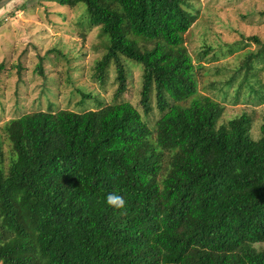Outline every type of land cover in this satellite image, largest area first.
<instances>
[{"label":"trees","instance_id":"16d2710c","mask_svg":"<svg viewBox=\"0 0 264 264\" xmlns=\"http://www.w3.org/2000/svg\"><path fill=\"white\" fill-rule=\"evenodd\" d=\"M57 1L83 2L109 36L100 70L118 54L141 65L142 113L155 118L121 98L8 119L0 263L264 264L253 246L264 242V122L259 139L247 113L216 126L223 107L198 94L184 41L196 15L179 0ZM113 192L123 209L106 203Z\"/></svg>","mask_w":264,"mask_h":264},{"label":"rangeland","instance_id":"374dc122","mask_svg":"<svg viewBox=\"0 0 264 264\" xmlns=\"http://www.w3.org/2000/svg\"><path fill=\"white\" fill-rule=\"evenodd\" d=\"M179 3L197 17L184 41L198 94L223 107L216 126L247 113L249 136L261 138L264 0ZM109 44V36L89 24L83 2L69 7L57 0H13L0 10V143L5 167L13 152L4 125L22 113L49 107L78 112L97 108L96 100L111 103L121 98L142 113V67L118 54L100 70ZM39 57H43L42 72L37 69ZM118 64L124 69L123 81L118 80ZM88 94L91 96H85ZM151 103L154 108V100ZM154 116L152 112L143 114L150 126ZM0 230L7 235L4 227ZM253 246L262 250L264 242ZM34 258L33 264H44L39 255Z\"/></svg>","mask_w":264,"mask_h":264},{"label":"clouds","instance_id":"9594fccd","mask_svg":"<svg viewBox=\"0 0 264 264\" xmlns=\"http://www.w3.org/2000/svg\"><path fill=\"white\" fill-rule=\"evenodd\" d=\"M106 203L115 209H123L126 205V200L122 195L113 192L107 195Z\"/></svg>","mask_w":264,"mask_h":264},{"label":"water","instance_id":"95a60500","mask_svg":"<svg viewBox=\"0 0 264 264\" xmlns=\"http://www.w3.org/2000/svg\"><path fill=\"white\" fill-rule=\"evenodd\" d=\"M13 0H0V10L3 9L6 5H8Z\"/></svg>","mask_w":264,"mask_h":264}]
</instances>
